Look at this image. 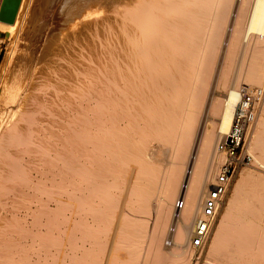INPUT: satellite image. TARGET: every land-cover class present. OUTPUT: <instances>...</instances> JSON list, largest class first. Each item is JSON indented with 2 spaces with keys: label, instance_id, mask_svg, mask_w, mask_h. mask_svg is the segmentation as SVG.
<instances>
[{
  "label": "bare ground",
  "instance_id": "obj_1",
  "mask_svg": "<svg viewBox=\"0 0 264 264\" xmlns=\"http://www.w3.org/2000/svg\"><path fill=\"white\" fill-rule=\"evenodd\" d=\"M116 2L0 119V264L23 242L11 230L28 226L24 210L69 224L33 239L46 262L199 264L194 222L243 84L263 90L247 139L254 168L236 170L203 264H264V0Z\"/></svg>",
  "mask_w": 264,
  "mask_h": 264
},
{
  "label": "rangeland",
  "instance_id": "obj_2",
  "mask_svg": "<svg viewBox=\"0 0 264 264\" xmlns=\"http://www.w3.org/2000/svg\"><path fill=\"white\" fill-rule=\"evenodd\" d=\"M116 3V0H24L22 15L16 26L9 30L0 27L7 32V37L3 43H0V88L3 89L0 94V119L6 120L10 113L18 110L20 96L26 94L35 85L39 76H43L46 72L61 70V65L65 64L69 54V43L73 37L84 32L89 22L111 15ZM238 60L236 58V62ZM60 120L57 117L55 135L65 133L66 128L61 125L65 122ZM239 168L254 167L252 163ZM234 180L235 178L224 200L230 194ZM52 204L55 208L54 202ZM25 211H22L20 219L26 220L28 226L23 230H11L14 238L23 242L13 247L14 250L11 251L15 253L9 254V261L6 264H62L63 258L68 259L66 262H69V258L64 256L54 260L49 258L47 262L45 255L39 259L36 249L41 245L39 246L37 242L33 243V239L38 241L42 238L52 239L47 229H55L56 224L60 221L63 223L65 217L61 214L57 216L41 211L27 214ZM14 220L17 218H13ZM64 223L61 227L69 228L67 221ZM39 230L44 231L45 234H39ZM63 236L65 241L68 240L67 233ZM165 244L171 247L170 238L166 237ZM208 248L207 243V246L201 250L199 264L204 263ZM78 264L91 263L86 260L85 255H82Z\"/></svg>",
  "mask_w": 264,
  "mask_h": 264
},
{
  "label": "built area",
  "instance_id": "obj_3",
  "mask_svg": "<svg viewBox=\"0 0 264 264\" xmlns=\"http://www.w3.org/2000/svg\"><path fill=\"white\" fill-rule=\"evenodd\" d=\"M262 96V89L253 91L248 85H243L240 88L239 101L231 127L227 133L220 136L215 145L212 160L215 170L214 179L203 199L201 212L195 219L193 235L190 239L191 247L196 250H203L207 245L236 170L240 166L253 163V156L248 151L247 139L257 117V103ZM183 205V199L176 203V210L169 229L170 234L175 231L179 210Z\"/></svg>",
  "mask_w": 264,
  "mask_h": 264
},
{
  "label": "water",
  "instance_id": "obj_4",
  "mask_svg": "<svg viewBox=\"0 0 264 264\" xmlns=\"http://www.w3.org/2000/svg\"><path fill=\"white\" fill-rule=\"evenodd\" d=\"M23 0H3L0 6V20L14 23Z\"/></svg>",
  "mask_w": 264,
  "mask_h": 264
},
{
  "label": "crops",
  "instance_id": "obj_5",
  "mask_svg": "<svg viewBox=\"0 0 264 264\" xmlns=\"http://www.w3.org/2000/svg\"><path fill=\"white\" fill-rule=\"evenodd\" d=\"M3 0H0V6ZM7 37V32L0 28V43H3L5 38Z\"/></svg>",
  "mask_w": 264,
  "mask_h": 264
}]
</instances>
